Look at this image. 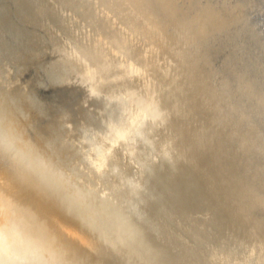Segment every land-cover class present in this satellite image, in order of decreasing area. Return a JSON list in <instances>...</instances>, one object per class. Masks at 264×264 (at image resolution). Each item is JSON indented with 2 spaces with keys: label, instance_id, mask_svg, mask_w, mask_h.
<instances>
[{
  "label": "rangeland",
  "instance_id": "obj_1",
  "mask_svg": "<svg viewBox=\"0 0 264 264\" xmlns=\"http://www.w3.org/2000/svg\"><path fill=\"white\" fill-rule=\"evenodd\" d=\"M255 2L0 0V264H264Z\"/></svg>",
  "mask_w": 264,
  "mask_h": 264
},
{
  "label": "bare ground",
  "instance_id": "obj_2",
  "mask_svg": "<svg viewBox=\"0 0 264 264\" xmlns=\"http://www.w3.org/2000/svg\"><path fill=\"white\" fill-rule=\"evenodd\" d=\"M256 1V0H255ZM254 0H248V3L251 5V4H257V2H255ZM112 2H114V1H112ZM237 2V1H236ZM178 3V2H177ZM240 3V2H239ZM87 4V3H86ZM259 4V3H258ZM257 4V5H258ZM200 5V4H199ZM241 5H244L243 3H241ZM240 5V6H241ZM249 5V6H250ZM207 6V5H206ZM68 7V6H67ZM189 7H190V5H189ZM243 8V6L241 7V9ZM260 8H263V7H261L260 6ZM259 8V9H260ZM230 9V8H229ZM258 9V8H257ZM258 9V10H259ZM264 9V8H263ZM262 9V11H263V13H264V10ZM217 10V9H216ZM243 10H244V8H243ZM247 10V8H246V6H245V10L244 11H246ZM248 10H251V8H249ZM181 12V11H180ZM255 12V11H254ZM246 12H244V14H245ZM80 14V13H79ZM250 14H252V13H250ZM148 20H152V21H155V19H156V14L154 13V12H150V11H148ZM201 15V14H200ZM246 16H244L245 18L249 15V12H248V15L247 14H245ZM251 16V15H250ZM254 16V15H253ZM262 18V17H261ZM261 18H259V19H261ZM92 19V18H91ZM216 19V18H215ZM247 19V18H246ZM257 19V18H256ZM262 19H264V18H262ZM248 20H251V17H250V19H248ZM253 20V19H252ZM220 21V20H219ZM260 21V20H259ZM254 22V21H253ZM262 22H264L263 20H262ZM94 23V22H93ZM261 23V22H260ZM153 24V23H152ZM250 24V23H249ZM263 24V23H262ZM157 25V24H156ZM253 25V24H252ZM256 25V24H255ZM254 25V26H255ZM256 28V27H255ZM257 29H259V26H258V28ZM263 30V29H262ZM260 31V29L258 30V32ZM262 33V32H261ZM260 33V34H261ZM263 34H264V31H263ZM262 34V35H263ZM214 38V37H213ZM262 40H263V38H261ZM219 42V41H218ZM192 43V42H191ZM205 46H207V45H205ZM205 46H203V47H205ZM155 47V46H154ZM234 47V46H233ZM218 48V47H217ZM198 51V50H197ZM236 53V52H235ZM238 54V53H237ZM212 56V55H211ZM221 58V57H220ZM230 67V66H229ZM234 67V66H233ZM242 70V69H241ZM210 71V70H209ZM233 72V71H232ZM202 73V72H201ZM207 74V73H206ZM242 75V74H241ZM210 79V78H209ZM196 81V80H195ZM195 81H194V83H195ZM214 82V81H213ZM209 83H211V81L209 82ZM204 85V84H203ZM195 86V85H194ZM200 87V86H199ZM213 87V86H212ZM195 88H197L196 86H195ZM204 88V87H203ZM205 88H206V86H205ZM229 88V87H228ZM202 89V88H201ZM204 90H206V89H204ZM218 90V89H217ZM257 91V90H256ZM202 93H203V91H201ZM205 92V91H204ZM212 92V91H211ZM201 93V94H202ZM206 93V92H205ZM204 93V94H205ZM221 93V92H220ZM251 95H254L255 93L253 92V90L251 89ZM258 95H259V97H258V101H259V103H260V106L264 109V93H261L260 91L258 92H256ZM212 95H213V93H212ZM215 95V94H214ZM243 95V94H242ZM216 96V95H215ZM203 97H206L205 95L203 96ZM209 98V97H208ZM213 98V97H212ZM215 99H217V98H215ZM249 99V98H248ZM208 100V99H207ZM217 101V100H216ZM215 101V102H216ZM203 102H204V100H203ZM219 103V102H218ZM231 103V102H230ZM205 104V103H204ZM209 104V103H208ZM216 104V103H215ZM214 106V105H213ZM204 107V105H202V108ZM209 107V106H208ZM201 109V108H200ZM203 110V109H202ZM206 110V109H205ZM213 110H214V108H213ZM210 112V111H209ZM212 112V111H211ZM217 122V121H216ZM225 122V121H224ZM203 123V122H202ZM205 125V124H204ZM219 125V124H218ZM221 126H223V125H221ZM223 128L221 127V129L220 130H222ZM219 130V129H218ZM224 130H225V128H224ZM212 131V130H211ZM218 132V131H217ZM224 132L225 131H223V134H224ZM210 133V132H209ZM222 133V132H221ZM226 133H228L227 131H226ZM225 133V134H226ZM214 134V133H213ZM217 134V133H216ZM219 135H220V133H219ZM219 135H218V137H219ZM210 136V135H209ZM213 135H211V137H212ZM214 137H216V136H214ZM218 137H216L217 139H218ZM226 137V136H225ZM188 138V137H187ZM207 138H209V137H207ZM213 138V137H212ZM222 138V137H221ZM224 138V137H223ZM230 139V138H229ZM231 140V139H230ZM230 140H228V141H230ZM218 141V140H217ZM223 141H225V139L223 140ZM220 143V142H219ZM237 143V142H236ZM217 144H218V142H217ZM223 146V145H222ZM226 146H229L228 144L227 145H225V147ZM221 147V146H220ZM233 147V146H232ZM223 149V148H222ZM221 149V150H222ZM227 149H230V147L229 148H227ZM244 149V148H243ZM231 150H233V148L231 149ZM220 151V150H219ZM223 151V150H222ZM226 150L224 149V152H225ZM227 153H229V151H227ZM239 153H241V152H239ZM219 155V154H218ZM222 155H223V153H222ZM221 155V156H222ZM236 155H238V154H236ZM250 155V154H249ZM215 156H217V154L215 155ZM220 156V155H219ZM225 156V155H224ZM223 156V157H224ZM229 156V155H228ZM226 157H227V155H226ZM236 157V156H235ZM225 159H227V158H225ZM238 160H240V158L238 159ZM245 160V159H244ZM224 161V160H223ZM223 161H222V163H223ZM227 161H228V159H227ZM235 161H237V160H235ZM218 162V161H217ZM249 162V161H248ZM213 163V162H212ZM212 163H211V165H212ZM227 163V162H226ZM231 163V162H230ZM245 163V162H244ZM229 164V163H228ZM232 164V163H231ZM215 165V164H214ZM239 165V164H238ZM236 166H237V164H236ZM229 167V166H228ZM238 167V166H237ZM246 167H247V165H246ZM249 168V167H248ZM214 169V168H213ZM243 169H244V167H243ZM217 170H218V168H217ZM228 170V169H227ZM245 170V169H244ZM233 171V170H232ZM232 171H231V173H232ZM234 172V171H233ZM237 171H235V173H236ZM240 172V171H239ZM217 173V172H216ZM227 173V172H226ZM229 173V172H228ZM238 173V172H237ZM225 174V173H224ZM233 174V173H232ZM231 174V175H232ZM228 176V175H227ZM230 176V175H229ZM237 176V175H236ZM235 176V177H236ZM239 176V175H238ZM237 176V177H238ZM220 177V176H219ZM222 177V176H221ZM226 178V177H225ZM230 178H232V177H230ZM232 181H233V179H231ZM240 180H242L241 179V177H240ZM0 181H2V184H3V191L4 192H7V193H9V194H15V190H13L11 187H10V184H9V182H8V177L0 170ZM238 181V180H237ZM230 182V181H229ZM228 182V183H229ZM226 183V182H225ZM245 183V182H244ZM259 183V182H258ZM231 184H233V183H231ZM238 184V183H237ZM243 184V183H242ZM241 184V185H242ZM234 186H235V184H233ZM252 185V184H251ZM254 185V184H253ZM232 186V185H231ZM243 187V186H242ZM262 187V186H261ZM239 188V187H238ZM241 188V187H240ZM233 189V188H232ZM240 190V189H239ZM243 191V190H242ZM240 192V191H239ZM243 192H241V194H242ZM259 193V192H258ZM264 193V192H263ZM240 194V193H239ZM244 194V193H243ZM242 194V195H243ZM245 195V194H244ZM258 195V194H257ZM260 195V194H259ZM258 195V196H259ZM246 196V195H245ZM243 197V196H242ZM250 198V197H249ZM248 198V199H249ZM252 198V197H251ZM250 198V199H251ZM260 198H263V197H260ZM247 199V198H246ZM249 199V200H250ZM259 199V198H258ZM260 200V199H259ZM242 201H243V199H242ZM241 202V201H240ZM239 202V203H240ZM247 203V202H246ZM252 203V202H251ZM243 204V203H242ZM247 204H249V202L247 203ZM251 205V204H250ZM255 205V204H254ZM246 206V205H245ZM252 206L253 205H251V208H252ZM239 207H240V205H239ZM247 207V209H248V207H250V206H246ZM254 207V206H253ZM250 208V209H251ZM242 209V208H241ZM246 209V210H247ZM255 210H256V207L254 208ZM243 210H244V208H243ZM253 210V209H252ZM254 210V211H255ZM244 212V211H243ZM247 212H249V211H247ZM248 218V217H247ZM255 219H257V217L255 218ZM248 220H249V218H248ZM251 221H252V219H251ZM253 223V222H252ZM251 223V224H252ZM254 225V224H253ZM257 226V225H256ZM264 225H262V227H263ZM261 227V228H262ZM3 228L6 230L5 231V233H3V234H1V237H0V243L3 245V246H5L10 240H11V234L9 233V231L11 232V230L10 229H8V228H6V226H4V224H3ZM18 230V229H17ZM15 231H16V229H15ZM258 231H260V230H258ZM19 234H20V232H19ZM22 234V233H21ZM21 234H20V236H21ZM19 236V237H20ZM23 236V235H22ZM262 236V235H261ZM26 237V236H25ZM28 237V236H27ZM19 240V239H18ZM25 240V249H23V251L25 252L28 248H29V246H30V244H32V239L30 238V239H28L27 238V240L26 239H24ZM264 240V239H263ZM259 241H261V240H259ZM264 242V241H263ZM258 243H260V242H258ZM10 244V243H9ZM257 245V244H256ZM263 246H264V243H263ZM12 247V249H16V248H14L15 246H11ZM264 248V247H263ZM39 249L40 250H42L40 247H39ZM14 250H13V252H14ZM58 249H55V250H52L51 252H49V255L50 256H52V257H54L55 255H59V253H58ZM42 252V251H41ZM18 253H20V252H18ZM17 253V254H18ZM21 253L23 254V252H22V250H21ZM43 254V253H42ZM11 255V254H10ZM16 255V254H15ZM63 256H65V258L66 257H71L72 256V253H64V254H62ZM62 255H59V256H62ZM18 256V255H17ZM43 256L45 257V255L43 254ZM16 257V256H15ZM15 257H11V258H15ZM19 259V258H18ZM17 260V259H16ZM20 260V259H19ZM15 261V260H14Z\"/></svg>",
  "mask_w": 264,
  "mask_h": 264
}]
</instances>
